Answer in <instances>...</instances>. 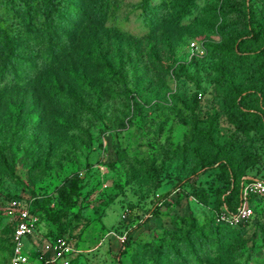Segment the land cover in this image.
<instances>
[{"label":"rangeland","instance_id":"374dc122","mask_svg":"<svg viewBox=\"0 0 264 264\" xmlns=\"http://www.w3.org/2000/svg\"><path fill=\"white\" fill-rule=\"evenodd\" d=\"M249 1L0 0V203H47L71 264H264V201L243 230L214 223L231 174L264 179Z\"/></svg>","mask_w":264,"mask_h":264},{"label":"built area","instance_id":"2783aa9c","mask_svg":"<svg viewBox=\"0 0 264 264\" xmlns=\"http://www.w3.org/2000/svg\"><path fill=\"white\" fill-rule=\"evenodd\" d=\"M191 47H195V43H191ZM234 186L232 182L227 190V196L231 195ZM238 187L235 204H226L223 197L222 210L216 215L218 223L235 227L254 221L255 213L250 199L252 197L264 199V179L243 176ZM5 210L14 220L9 264H33L30 262L31 258L38 260L40 264H71L73 255L71 244L66 239L49 238L46 232L43 233V225L39 217L30 212L28 203L13 199L7 202ZM32 250L34 254H31Z\"/></svg>","mask_w":264,"mask_h":264},{"label":"trees","instance_id":"16d2710c","mask_svg":"<svg viewBox=\"0 0 264 264\" xmlns=\"http://www.w3.org/2000/svg\"><path fill=\"white\" fill-rule=\"evenodd\" d=\"M243 1V3L244 4H246V2H248V4H249V0H242ZM0 49H2V45H1V43H0ZM244 62H247V61H244ZM4 70H6V69H4ZM6 78H7V75H6ZM15 81V79H12L11 80V82H14ZM241 99H243V97H242V95H240L239 96ZM0 164H2V165H5L6 164V158H5V155H4V148L2 147V145H0ZM8 172L10 173V176L12 177L13 176V173H12V170L11 169H8ZM243 176H250V175H233V174H231L230 175V177H229V180H228V183H227V189L224 191V192H227V190H229V186H230V184L233 182L234 183V190L231 192V195L230 196H228V197H226L225 198V202H226V204H228V205H233V204H235L236 203V201H237V198H238V190H239V187H238V184H239V181H240V179L243 177ZM250 177H252V176H250ZM14 178H16V177H14ZM259 178H262V177H259ZM76 193V187H75V185L74 186H72L71 188H70V194L71 195H74ZM166 195H163V196H161L160 198H164ZM13 199H18V200H21V199H19V198H16V197H12V198H10V199H8L7 201H3V202H1L0 204H7V202L8 201H10V200H13ZM23 201V200H22ZM259 201H264V199L263 198H259V197H252L251 199H250V202H251V204H254L255 202H259ZM47 203H43L42 205H39V207L37 208V209H35L34 208V205L36 206L37 205V203H35L34 205H29V210H30V212L32 213V214H34V215H36V216H38L39 217V219L40 218H45L44 217V214L41 212V209H43L44 208V206L46 205ZM254 208V207H253ZM222 210V200H220L219 202H218V204H217V206H216V210H215V212H214V223H215V225L217 226V227H220V228H226V229H229V230H243V229H245V228H247L249 225H250V222L249 223H244V224H240V225H238V226H235V227H232V226H228V225H224V224H220V223H218L217 221H216V215H217V213H219L220 211ZM254 213H255V209H254ZM48 218V220H53L52 219V217L50 216V215H47V217L45 218V221H46V219ZM44 220V219H43ZM255 220V219H254ZM253 222V221H252ZM13 228H14V223H13V227L10 229L11 230V233H10V243H9V245H10V250H11V246H12V244H11V235H12V232H13ZM47 236L49 237V238H53V237H58V236H56L55 234H49V233H47ZM11 256V255H10Z\"/></svg>","mask_w":264,"mask_h":264}]
</instances>
